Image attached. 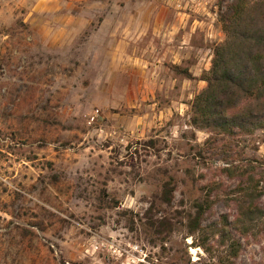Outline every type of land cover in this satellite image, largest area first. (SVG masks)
<instances>
[{"label":"rangeland","instance_id":"rangeland-1","mask_svg":"<svg viewBox=\"0 0 264 264\" xmlns=\"http://www.w3.org/2000/svg\"><path fill=\"white\" fill-rule=\"evenodd\" d=\"M224 5L0 0V264L215 263L153 222L165 181L173 209L231 183L190 124ZM238 144L264 159V128ZM241 241L233 264H264L261 228Z\"/></svg>","mask_w":264,"mask_h":264},{"label":"trees","instance_id":"trees-1","mask_svg":"<svg viewBox=\"0 0 264 264\" xmlns=\"http://www.w3.org/2000/svg\"><path fill=\"white\" fill-rule=\"evenodd\" d=\"M218 2H225L218 14L224 38L212 47L209 69L201 73L206 85L191 101L190 124L208 131L204 146L215 150L231 183L213 180L173 209L174 188L165 181L159 200L168 211L153 225L191 237L192 246L215 257L212 264H233L241 240L259 228L264 233V159L241 157L238 144L264 128V0ZM218 200L225 207L219 214L213 208ZM183 253L187 257L176 262L188 264L186 248Z\"/></svg>","mask_w":264,"mask_h":264},{"label":"built area","instance_id":"built-area-1","mask_svg":"<svg viewBox=\"0 0 264 264\" xmlns=\"http://www.w3.org/2000/svg\"><path fill=\"white\" fill-rule=\"evenodd\" d=\"M95 116H97L96 113H93L91 116H90V121L93 120L95 118Z\"/></svg>","mask_w":264,"mask_h":264}]
</instances>
